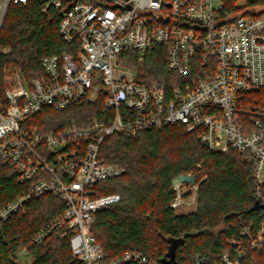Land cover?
I'll use <instances>...</instances> for the list:
<instances>
[{"label":"built area","instance_id":"1","mask_svg":"<svg viewBox=\"0 0 264 264\" xmlns=\"http://www.w3.org/2000/svg\"><path fill=\"white\" fill-rule=\"evenodd\" d=\"M30 1L0 0V32L10 7ZM37 1L44 13L58 14L59 34L70 49L42 57V73L31 80L14 62H0V159L27 185L0 210L2 220L35 197L59 196L65 211L36 235V243L65 228L71 231L72 256L82 264H151L134 251L106 262L91 227L97 212L122 197L90 193L126 171L100 157L108 136L177 123L210 150L250 155L256 200L264 204V0ZM158 45L165 48L167 71L177 77L140 82L128 66L116 75L115 63L125 51L144 57ZM8 52L0 48V59ZM101 94L105 115L88 126L71 123L42 132L27 125L45 107L62 111ZM195 182L174 187L175 210L190 190L198 192ZM228 243L235 253L226 251L215 264H242L247 249L264 245V221L244 225ZM25 254L23 249L18 256ZM195 261L208 264L199 254Z\"/></svg>","mask_w":264,"mask_h":264},{"label":"trees","instance_id":"2","mask_svg":"<svg viewBox=\"0 0 264 264\" xmlns=\"http://www.w3.org/2000/svg\"><path fill=\"white\" fill-rule=\"evenodd\" d=\"M0 48L9 51L0 62H14L31 80L42 73V57L67 51L70 45L59 34L58 14L52 10L44 13L40 3L31 0L27 6L10 7L0 32ZM119 62L136 69L140 82L177 77L166 69L162 45L144 57L127 50ZM104 99L103 94L95 99L88 96L62 111L45 107L30 116L27 125L42 132L71 123L88 126L104 117ZM100 157L126 169L122 176L97 183L90 193L92 197L110 193L122 197L119 203L97 212L91 227L106 262L134 251L151 264H197V254L215 264L226 251L235 253L228 240L239 235L244 225L258 227L264 221L262 209L251 210L256 201L254 159L236 150H210L181 123L136 135L118 131L105 139ZM201 166L207 176L199 184L197 209L176 212L171 206L176 194L173 180L182 174L197 178ZM26 189L27 185L19 182L17 169L0 159V210ZM65 208L59 196L45 194L33 198L9 219L0 218V264H82L72 256L71 231L65 228L52 231L39 243L34 241ZM172 244H177L174 260L168 255ZM23 249L26 254L19 257ZM242 264H264V245L247 249Z\"/></svg>","mask_w":264,"mask_h":264},{"label":"rangeland","instance_id":"3","mask_svg":"<svg viewBox=\"0 0 264 264\" xmlns=\"http://www.w3.org/2000/svg\"><path fill=\"white\" fill-rule=\"evenodd\" d=\"M129 68L127 66H125L124 64L120 63V62H116L115 63V73L116 75L120 74V73H124V72H128ZM207 176L205 168L203 166H201V168H199L198 170V175L197 178L195 176V184H199L205 177ZM193 187V186H190ZM191 192H189V194H187V201L182 203L180 205V208L176 209L175 211L178 213H183V212H192L195 211L198 207V192L195 191V189L193 188V190H190ZM196 192V193H195ZM153 264H160L157 261H155Z\"/></svg>","mask_w":264,"mask_h":264},{"label":"water","instance_id":"4","mask_svg":"<svg viewBox=\"0 0 264 264\" xmlns=\"http://www.w3.org/2000/svg\"><path fill=\"white\" fill-rule=\"evenodd\" d=\"M183 182H186V183H193L195 182V175L194 174H182V175H179L178 177H176L174 180H173V186L174 187H177L180 183H183ZM264 208V204H260L259 201H255L253 207L251 208V210H260ZM182 241H184L182 239ZM177 244H179L177 242ZM177 244L175 245H171L170 247V251L168 253V255L171 257L172 260L175 259V256H176V246Z\"/></svg>","mask_w":264,"mask_h":264}]
</instances>
